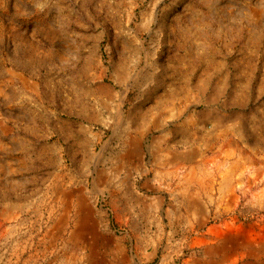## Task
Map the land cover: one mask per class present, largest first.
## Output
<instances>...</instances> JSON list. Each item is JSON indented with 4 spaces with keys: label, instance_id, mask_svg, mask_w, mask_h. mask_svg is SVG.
<instances>
[{
    "label": "clouds",
    "instance_id": "clouds-1",
    "mask_svg": "<svg viewBox=\"0 0 264 264\" xmlns=\"http://www.w3.org/2000/svg\"><path fill=\"white\" fill-rule=\"evenodd\" d=\"M241 63L264 85V0H0V264H264Z\"/></svg>",
    "mask_w": 264,
    "mask_h": 264
},
{
    "label": "rangeland",
    "instance_id": "rangeland-1",
    "mask_svg": "<svg viewBox=\"0 0 264 264\" xmlns=\"http://www.w3.org/2000/svg\"><path fill=\"white\" fill-rule=\"evenodd\" d=\"M221 66L217 65L215 71L219 73ZM228 72L230 75L228 76V79L230 81L231 88L233 89V96H234V102L240 106L245 103L249 104H264V85L261 84V82L258 79H251L249 73L250 69H246L245 64L241 63L238 66L232 65ZM213 73V68H208L206 70H202L201 75H208ZM249 82L251 83V99H248L249 93L246 91L248 88ZM257 96L259 97V100H257ZM82 190H78L76 192H73L71 194H67V208L68 212H71L72 208V202L74 200H77L78 197L81 196ZM89 209L90 205L86 198H82V205L80 208L81 213V226L84 227L89 233L93 231L91 225L92 220L90 219L89 215ZM64 220H67V216L64 217ZM113 222L118 224V218H113ZM66 226V225H65ZM57 227H60V225H57ZM239 227V226H237ZM104 243L103 238H97L96 244L97 247H101ZM177 264H180L178 261Z\"/></svg>",
    "mask_w": 264,
    "mask_h": 264
}]
</instances>
